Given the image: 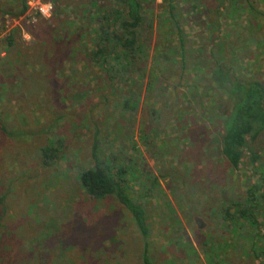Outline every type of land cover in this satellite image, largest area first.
Returning a JSON list of instances; mask_svg holds the SVG:
<instances>
[{
    "label": "rangeland",
    "instance_id": "1",
    "mask_svg": "<svg viewBox=\"0 0 264 264\" xmlns=\"http://www.w3.org/2000/svg\"><path fill=\"white\" fill-rule=\"evenodd\" d=\"M21 1L25 9L17 14ZM49 1L51 11L53 0ZM256 1L264 9L263 0ZM25 2L0 0V71L3 64H26L20 54L17 57L23 62L17 63L11 54L29 47L36 51L37 45L32 43L40 38L35 40L33 32L49 20L34 16ZM197 2L195 6L190 0H176L177 13L184 19L181 29L185 32V68L179 69L175 61L179 55H173L175 62L168 64V73L153 89V84L147 88L146 71L151 65L154 23L149 34L143 33L147 58L135 65L137 71L144 68V75L139 77L135 72L124 84L117 83L107 90H103L102 71L89 66L84 57L91 49V39L87 43L80 40V48H74L75 58L66 56L70 58L68 64L53 62L51 74L46 66L26 64L22 77L30 75L33 84L26 88L25 81L20 80L18 88L27 93L26 100H8L3 85H9L10 79L0 72V122L11 133H0V196L5 199L7 214L5 227H0V264H141L140 244L138 239L132 241L137 238L135 229L122 205L113 195L91 199L77 180V173L91 166L89 152L96 136L98 159L105 160L104 166L117 156L118 161L112 166L128 168L122 185L132 199L145 207L152 263L259 264L247 250V243L251 244V237H257L259 245L264 243V220L257 213L261 227L253 230L252 226H244L243 220H236L231 208L244 200L257 172L264 177V133L249 145L259 155L262 166L257 167L255 162L246 167L243 162L234 171L220 156L225 96L207 83L204 69L209 67L211 58L206 42L209 35L202 20L209 0ZM98 3L73 0L71 6L63 1L59 19L67 20L61 21L65 28L69 27L65 40L75 29L91 37L94 19L101 14ZM159 3L154 0L152 13L147 17L154 19L161 12ZM238 6L236 0H230L228 16H221L222 24L230 21V28L220 30L225 62L231 49L235 60V24L243 19L235 22ZM111 7L117 9L114 4ZM8 36L9 45L5 41ZM167 39L171 45L176 44L168 29ZM253 44L241 52L236 65L246 77L253 76L264 87V41L260 46ZM121 94L138 96L134 113L121 108ZM198 95L204 110L194 126L201 131L194 133V122L187 119L189 112L192 115L196 111L191 98ZM70 96L74 98L71 103ZM152 104L155 111L171 106L176 125L165 111L167 118L151 120L147 105ZM197 133L202 144L191 148L193 142L188 143L186 137L196 141ZM145 134L147 138L142 136ZM43 147L54 148L57 156L44 160L39 151ZM196 148V157H191ZM114 153L117 154L113 157ZM117 170L112 168L110 173ZM130 173L136 176L133 181ZM152 177L157 182L150 185ZM227 207H231L229 213L234 217L230 220L223 215Z\"/></svg>",
    "mask_w": 264,
    "mask_h": 264
},
{
    "label": "trees",
    "instance_id": "2",
    "mask_svg": "<svg viewBox=\"0 0 264 264\" xmlns=\"http://www.w3.org/2000/svg\"><path fill=\"white\" fill-rule=\"evenodd\" d=\"M63 1L73 6V0H53L51 17L48 22L45 24L41 22V27H37L36 31L33 32L35 40L40 38L39 42L32 43V45H37V50L33 51L35 47L33 49L29 47L19 52L17 48L19 53L14 52L10 57L14 62H23L17 57V54H20L26 64H31L32 67L46 66L47 72L51 74L54 68V66L52 68L53 62L58 61L59 64V62L64 61L68 64L70 58L66 56L70 55L72 59L75 58L73 56L74 48H80V40L87 43L91 39V49L85 52L84 57L89 66L95 65L102 71L105 80L102 83L103 90H107L117 83L124 84V82L133 77L135 72L139 77L144 75V68L142 71H137L135 65L137 62H143L147 58V44L143 40V33L149 34L154 23L155 40L152 47L151 65L146 71L147 88H151L153 84V89L159 83V79H163L164 74L168 73L170 68L168 64L176 61L179 69L185 68L186 59L183 51L185 48L183 39L185 32L181 29L184 19L180 18L177 13L176 0H159L158 7L161 12L154 19L151 16L147 17V14L152 13L154 0H90L91 2L99 1L96 7L101 11V14L95 17L94 25L91 26V37L89 38V34L85 31L80 32V30L75 29V33L72 36H67L66 40L69 27L65 28L63 23H67V20H64L65 17L64 19H59V8ZM191 1L194 2V5H197L199 2L196 3V0ZM229 1L209 0L204 9L202 24L205 25L207 34L209 35V39L206 42L208 54L210 55L209 58H211L209 67H206L204 70L207 72L205 75L208 77L207 83L214 87V91L225 96L223 106L226 109L221 112L222 119L220 121L219 154L228 167L234 171H238L242 167L243 162L246 163V167L255 162L257 163V167L259 164L262 166L259 155L251 150L249 145L261 133H264V87L253 76L246 77L247 75L242 73L236 64L239 55H241V52L244 53L248 44L254 43L253 47L263 44L264 9L259 8V3L256 0H236V3L239 5V11L235 22L239 18L243 19L235 24V60L233 61V49H231L229 50L228 61L225 62L226 59L224 60V57H222L225 55V45L220 30L224 27L230 28L228 23L230 21L224 22L225 26H223L221 17L228 16L229 7H227V4ZM111 4L116 5L117 9L111 7ZM21 5L20 11L17 14H20L25 9L23 1H21ZM230 19H232V16H230ZM61 21L64 22L61 23ZM162 29H165V31ZM167 29L170 31V37L174 34L175 45H171L168 42ZM241 33L242 35H240ZM5 41L9 45L11 38L8 36ZM177 54L179 55L178 60L174 61L173 55ZM26 64L21 63L17 65L18 67H6L3 64V70L0 71L1 74H5L10 79L9 85H7L9 87L3 85V91H8L7 98L11 102L26 100L25 96L27 93L18 89L21 86V81H25L26 88L30 86V83L33 84L30 75L22 77ZM45 74H43V77ZM63 80L68 83L70 82V79ZM205 83L206 81L202 84ZM204 86L207 87L206 85ZM25 87L22 89H25ZM194 88L196 89V86ZM112 93H114L113 90ZM129 95V97H126L121 94V108L134 113L138 96L134 94ZM73 99L70 96L69 103ZM191 102H193L192 109L196 111H193L192 115L189 112L187 121L189 123L194 122L191 129L196 133L197 129L194 126H196V120L201 118L200 116L204 108L200 107L202 101L199 95L197 98L192 97ZM153 105H147L148 116H150L151 120L162 121V117H166L165 112H167L174 119V124L176 125V116L170 112L171 106L161 111H155V106L153 107ZM161 128L163 129V125ZM47 130H49L47 127L44 128L46 134ZM197 131L201 130L198 129ZM0 133L6 136L11 135L10 132L6 131L1 122ZM142 136L147 138V134ZM198 137V133L196 141L190 139L189 135L186 137L189 141L188 143L193 142L191 148L202 144L203 139H198ZM91 142L89 152L91 166L83 168L77 173V180L81 189L88 197L95 200L111 195L115 196L118 203L122 205L130 217L135 229L137 238H132V241L138 239V243L140 244L138 261L141 264H155L151 262L152 258L148 240L150 233L147 227L145 207L132 199L122 185L127 180L126 174H128V168L116 164L112 166L113 163L118 161L117 156L114 158V161L109 160L111 163L104 166L105 160L98 159L97 136ZM43 148H40L39 151L40 157L44 158V160L51 161L57 156L54 148L51 150ZM44 150H47V153H44ZM197 153L198 148H196L195 155L190 156L196 157ZM116 154L114 153L112 156L114 157ZM181 162L185 163L186 161L182 160ZM115 167L118 170L114 174L110 173L111 169H115ZM247 170L250 177L251 167L247 168ZM257 173V175L253 173L252 180L255 183L250 184L248 189H246L244 200L236 206L234 205L233 208L227 207L223 211L224 218L230 220L234 217L229 213V208L235 210V219L243 220L244 226H252L253 230L259 229L258 226H260L257 222V213H260V219L264 220V177L260 174L262 172ZM129 175L132 176V181L136 179L133 173ZM156 182V177H152L150 185ZM147 194L149 195L150 192L147 191ZM4 208L5 199L0 196V227L2 228L5 227V215H7ZM262 225L264 224L262 223ZM256 234L259 235L260 233ZM256 239L258 238L251 237V244L247 243V250L258 260L259 264H263L264 243H260L259 245ZM255 244L259 246L256 247L254 246Z\"/></svg>",
    "mask_w": 264,
    "mask_h": 264
},
{
    "label": "built area",
    "instance_id": "3",
    "mask_svg": "<svg viewBox=\"0 0 264 264\" xmlns=\"http://www.w3.org/2000/svg\"><path fill=\"white\" fill-rule=\"evenodd\" d=\"M25 5L33 12L34 16L42 20H48L50 18L51 11L49 0H26Z\"/></svg>",
    "mask_w": 264,
    "mask_h": 264
}]
</instances>
